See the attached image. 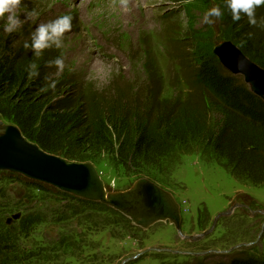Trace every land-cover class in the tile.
<instances>
[{
    "label": "rangeland",
    "instance_id": "obj_1",
    "mask_svg": "<svg viewBox=\"0 0 264 264\" xmlns=\"http://www.w3.org/2000/svg\"><path fill=\"white\" fill-rule=\"evenodd\" d=\"M95 2L96 0H22V4L16 9L21 19L19 29H28L25 35L29 36L41 23L64 14L72 16V28L65 32L62 47L47 48L43 50L42 56L53 52L62 56L65 62L63 71L56 68L49 78V84L53 81L56 83L55 89L49 90L53 91L52 102L54 103V98H67L75 105L72 111L82 116L87 112L84 107L88 104H95L105 111L114 104L123 108L125 105L119 102L122 98L124 102L128 100L127 104L136 107L138 93L153 90L154 86L160 87L159 99L162 102L169 101L170 104L179 106L187 98L184 94L188 91L175 57L176 43L186 42L189 49L187 51L196 55L193 57H207L210 53L214 55L215 47L225 42L221 38L228 34L224 29L225 0ZM213 6L220 7L223 15L216 18L214 24H207L203 19L204 14ZM33 11L34 15H28ZM4 23V20H0V40H6L9 34L11 36L16 32H5ZM169 27H172L169 29L171 33L167 30ZM128 87L132 90L130 93L126 90ZM131 95L133 96L130 97ZM42 101L41 108L43 106L44 109L39 110L40 115L45 117L43 114L48 112L51 103ZM148 101L150 106L152 100ZM0 109L4 107L0 105ZM209 111L213 115L211 120L221 128V113L212 106ZM7 114L5 116L8 118L5 119L0 115V122L18 128L27 140L21 128ZM40 115L32 110L29 127L23 125L35 136L50 124L44 122ZM48 118L53 119L50 116ZM196 143L188 150L191 155L184 156L178 170L166 178L164 186L148 178L137 179L126 171V174L120 173L122 169L118 167L116 171L108 163L114 161L109 153L110 159L95 157L96 161L103 160V163L96 162L94 166L107 192H126L142 180L153 183L147 186L152 189L167 188L181 204L183 223L180 230L170 222H159L148 231H131L128 235L137 238L138 242L131 239L123 241L127 233L122 230H119V236H122L120 238L105 230L95 238L96 242L93 244L96 252H85L80 264H216L232 257L248 259L257 256L264 259V183L237 182L220 164L209 163L203 159L202 154H194V150L202 147ZM131 167L151 173L148 167L137 163H132ZM11 184L12 181L7 183L0 180V192H3L1 195L8 193ZM12 194L25 199L26 211L68 206V201H57L47 195L40 196L38 200L34 193L27 191L26 186L18 182L13 184ZM30 197L32 198L28 199ZM26 211H15L6 218L9 220L6 224L15 225L23 215L29 214ZM48 215H45L44 221ZM17 216L19 218L16 220ZM132 224L136 226L133 222ZM40 227L47 240L53 237L58 239V231L54 226L48 227L43 223ZM3 261V264H8L5 258Z\"/></svg>",
    "mask_w": 264,
    "mask_h": 264
},
{
    "label": "trees",
    "instance_id": "obj_2",
    "mask_svg": "<svg viewBox=\"0 0 264 264\" xmlns=\"http://www.w3.org/2000/svg\"><path fill=\"white\" fill-rule=\"evenodd\" d=\"M224 13V29L228 34L221 41L233 42L248 59L264 69V28L250 25L246 16L233 21L227 7ZM256 17L258 21L264 18V6L256 10ZM26 30L18 29L6 40H0V105L4 107L0 115L5 119L9 113L27 140L43 151L69 162L93 165L103 163L96 158H109L110 154L114 161L108 163L116 171L119 168L120 173L128 172L137 179L148 178L164 186L166 178L181 166L182 158L191 155L188 150L198 140L196 145L202 147L194 150V154H202L209 163L220 164L239 183H264V101L250 91L242 76L225 70L212 53L207 57H193L196 55L187 51L186 42L176 43L175 57L185 87L189 89L184 94L187 98L179 106L162 102L161 89L154 86L153 90L138 93L136 107L122 98L119 102L125 105L123 108L114 104L105 111L88 104L82 116L72 111L75 105L67 98H54L53 103L51 88L41 91L56 69L47 67L46 62L57 55L47 52L35 57L31 49H25L24 42L31 40V36L25 35ZM33 61L39 65V76L35 78L29 77L26 71ZM126 90L130 93L131 89ZM42 99L51 103L44 113L53 119L40 115ZM149 99L152 100L150 106ZM211 106L223 117L221 128L211 120ZM31 109L50 123L36 136L23 126L29 127ZM132 163L148 167L151 173L136 170L131 167ZM3 174L6 173L0 172V176ZM7 175L26 186L36 199L47 195L57 201H68V206L26 211L25 199L12 194V181L7 194L0 192V264L3 258L8 264L79 263L85 252H96L94 239L103 231L109 230L114 237L119 236V230L127 233L125 236L134 230L141 231L123 214L102 203L82 200L53 187ZM15 211L29 214L8 226L6 218ZM43 223L55 227L58 239H46L40 227ZM219 264H264V260L240 258Z\"/></svg>",
    "mask_w": 264,
    "mask_h": 264
},
{
    "label": "water",
    "instance_id": "obj_3",
    "mask_svg": "<svg viewBox=\"0 0 264 264\" xmlns=\"http://www.w3.org/2000/svg\"><path fill=\"white\" fill-rule=\"evenodd\" d=\"M214 55L225 70L234 76H242L253 94L264 101L263 68L248 59L230 41L218 44ZM238 63H242L243 67H238ZM0 171L19 174L75 197L108 205L143 229H148L160 221H170L179 228L181 226L178 203L161 187L149 188L147 186L153 183L142 180L126 192L107 193L93 164L70 163L49 154L27 141L14 126L0 127ZM142 187L145 188V193L140 196ZM18 218L19 216L15 217L16 220Z\"/></svg>",
    "mask_w": 264,
    "mask_h": 264
},
{
    "label": "clouds",
    "instance_id": "obj_4",
    "mask_svg": "<svg viewBox=\"0 0 264 264\" xmlns=\"http://www.w3.org/2000/svg\"><path fill=\"white\" fill-rule=\"evenodd\" d=\"M22 4V0H0V20H4V31L12 33L21 27V19L16 13V9ZM227 9L229 10L233 21H239L242 16H246L248 23L253 26L264 28V18L259 21L256 17V9L264 5V0H225ZM31 12L28 15H34ZM223 15L222 10L218 6L209 8L204 14V22L214 24L216 18ZM72 28V16L64 14L56 17L47 23H41L31 35L30 41L24 42L25 49H31L35 57H41L43 50L55 46L61 48L63 45V36L65 32ZM251 33L248 34L251 37ZM242 41L241 46H243ZM46 66L51 68L55 66L58 70L63 71L65 67L64 58L56 56L46 62ZM238 67H243L242 63H238ZM29 77L35 78L39 76V65L33 61L26 68ZM55 81L41 88V91H47L49 88L55 89Z\"/></svg>",
    "mask_w": 264,
    "mask_h": 264
},
{
    "label": "bare ground",
    "instance_id": "obj_5",
    "mask_svg": "<svg viewBox=\"0 0 264 264\" xmlns=\"http://www.w3.org/2000/svg\"><path fill=\"white\" fill-rule=\"evenodd\" d=\"M95 3H101V4H103V0H96V2ZM125 3H128V1H126ZM91 5V4H90ZM99 5V4H98ZM100 7V6H99ZM231 42V41H230ZM38 146V145H37ZM99 173V172H98ZM39 183H41V182H39ZM166 192H167V190L166 189H164ZM60 191V190H59ZM106 192H107V190H106ZM144 193H145V188H141V191H140V196H142V195H144ZM138 195H139V193H138ZM112 208V207H111ZM113 209V208H112ZM115 210V209H114ZM117 211V210H116ZM119 212V211H118ZM160 222H170V221H160ZM157 223H159V222H156V224ZM155 224H152L150 227H152V226H154ZM137 226V225H136ZM137 227H139V226H137ZM175 227L177 228V230H180L181 229V227L179 228L178 226H176L175 225ZM141 228V227H140ZM143 229V228H142Z\"/></svg>",
    "mask_w": 264,
    "mask_h": 264
},
{
    "label": "flooded vegetation",
    "instance_id": "obj_6",
    "mask_svg": "<svg viewBox=\"0 0 264 264\" xmlns=\"http://www.w3.org/2000/svg\"><path fill=\"white\" fill-rule=\"evenodd\" d=\"M167 190V189H166Z\"/></svg>",
    "mask_w": 264,
    "mask_h": 264
}]
</instances>
